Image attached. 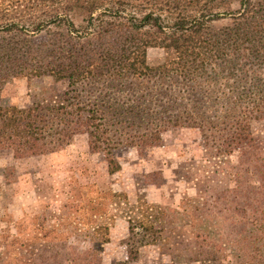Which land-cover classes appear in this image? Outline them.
Returning a JSON list of instances; mask_svg holds the SVG:
<instances>
[{
    "label": "trees",
    "instance_id": "1",
    "mask_svg": "<svg viewBox=\"0 0 264 264\" xmlns=\"http://www.w3.org/2000/svg\"><path fill=\"white\" fill-rule=\"evenodd\" d=\"M234 1L0 0V30L8 32H39L55 25L81 39L93 31L101 35L117 28L130 33L145 28L158 30L161 36L151 40L146 37L143 46L138 47L137 59L124 64L121 60V64L113 66L121 74L137 78L164 74L190 76L198 73L196 63L201 59L211 61L210 67L215 70L213 62L219 58L225 84L233 79V72L237 86L245 81L241 92L222 98L223 114L216 117L223 127L215 135L217 145L213 149L225 156L238 151L237 170L233 174L237 187L230 190L231 204L219 209L237 210L239 216L229 229L233 238L217 232L211 235L209 221L215 226L220 222L218 218L210 220L211 204L205 197L202 205L196 203L199 197L182 199L178 207H168L142 196L131 201L125 192L85 184L79 186L77 201L65 202L60 212L52 215L58 218L57 222H50L49 213H44L40 232L34 239L4 238L6 246L0 247V264H125L120 260L107 263L102 257L109 226L117 215H123L128 223L126 244L131 258L137 257L140 246L151 244L175 251L176 264H264V136L258 128L264 125V10L259 9L264 7V0H236V8L232 6ZM17 8L31 11V21L5 18ZM225 17L234 19L232 24L217 30L211 28L212 21ZM75 18H80L79 24ZM153 45L175 52L176 65L171 61L172 64L164 62L151 67L146 61V48ZM62 51L59 44L42 49V60L32 66L35 73L68 80L58 101L49 104L36 101L26 106L0 103V152H10L15 158L51 153L71 144L76 134L86 133L90 149L103 152L109 173H114L121 168L114 152L118 145L142 151L161 142L162 130L168 126L202 129L204 117L199 118L186 108L166 112L164 120L163 117L157 120L153 110L135 113L131 109L128 111L146 121L145 127L140 131L128 128L125 132L132 125H121V133L117 130L112 133V123L97 98L78 88L80 83L97 80L96 75L104 68L100 58L91 55L87 61L63 62L59 58ZM55 57L59 59L54 62ZM260 57L256 68L263 66V70H251L249 63ZM228 64L232 67H227ZM19 65L22 64L18 62L14 67ZM5 77L0 75V97ZM199 91L205 103L212 100V96H207L212 92L209 88ZM217 199L215 207L220 204L219 196ZM249 211L255 213L254 220H250ZM81 235L92 242L85 254L72 242ZM228 246L240 247L236 259L229 254ZM216 252L221 254L219 260L213 256Z\"/></svg>",
    "mask_w": 264,
    "mask_h": 264
},
{
    "label": "rangeland",
    "instance_id": "2",
    "mask_svg": "<svg viewBox=\"0 0 264 264\" xmlns=\"http://www.w3.org/2000/svg\"><path fill=\"white\" fill-rule=\"evenodd\" d=\"M232 6L238 7L236 0ZM259 9L264 10V7ZM5 18L28 22L32 17L31 11L17 8L9 11ZM233 21L234 19L225 17L210 24L213 30H217ZM75 22L79 24L80 18H75ZM159 36L161 34L154 28L131 33L117 28L101 35L93 31L81 39L68 35L64 28L55 25L30 33L0 30V75L6 76L2 82L0 103L26 106L36 101L44 104L58 101L60 94L67 88L68 80L56 78L49 73H35L32 66L43 56L40 50L59 44L63 47V54L59 57L63 62L70 59L87 61L91 55L100 58L101 67L104 68L96 75L97 80H88L90 84L87 81L83 85L80 83L78 88L85 95L97 98V102L107 112L109 123H112V133L116 130L121 133V125H132L125 128V132L128 128L130 131L134 128L142 130L146 121L134 115L137 110H153L157 120L162 117L164 120L166 112L185 108L188 112L193 111L199 118L204 117L202 129L166 124L168 127L162 130L161 142L146 150L139 151L132 146L118 145L114 152L121 168L114 173H109L104 153L90 149L86 133L76 134L71 144L51 153L15 158L10 152H0L1 248L6 246L4 238L8 236L19 237L24 241L34 239L40 232L39 223L45 212L49 213L50 222H57L58 218L52 215L60 212L65 202L77 201L79 186L85 184L125 192L131 201L142 196L149 202L168 207H178L182 199L199 197L201 199L196 203L202 205L205 197L211 204L210 220L218 218L220 222L218 229L209 221L211 235L214 236L217 232L233 238L229 229L230 224L234 225L239 216L237 210L219 209L231 204L230 190L237 187L233 174L237 170L238 151L225 156L213 149L217 145L215 135L223 127V123L218 122L216 117L223 114L222 98L226 94L241 92L245 81L237 86V76L233 72V79L225 84L221 77L224 72L221 71L222 61L219 58L213 62L215 70L213 66L210 67L211 61L201 59L196 63L198 73L190 76L164 74L137 78V75L132 77L114 69L116 63L121 64L123 61L124 64L137 59L138 47L143 46L146 37L151 40ZM146 52V61L151 67L164 62L176 65L177 55L171 50L153 45L148 46ZM261 57L249 63L251 70L257 69ZM110 58L113 60L110 61ZM58 59L55 57L54 62ZM18 62L22 65L15 68ZM227 67L232 65L228 64ZM261 70L263 66L257 69L258 72ZM208 88L212 92L207 96H212V100L205 103L206 100L199 95V89L204 91ZM131 109L134 112L128 111ZM258 128L264 136V125H258ZM217 196L220 204L215 207L219 202ZM219 213L223 216H218ZM248 215L250 220L255 219L253 211H249ZM113 221L107 233L108 242L103 246L104 262L120 260L125 264H176L175 251L163 250L151 244L140 246L137 257L131 258L126 244L128 223L123 215H117ZM76 238L72 242L81 253H87L91 240L84 235ZM227 248L232 258L236 259L240 247ZM213 256L217 258L215 260L221 258L219 252ZM228 258H224L225 263Z\"/></svg>",
    "mask_w": 264,
    "mask_h": 264
}]
</instances>
